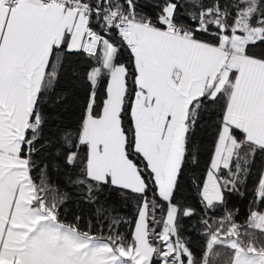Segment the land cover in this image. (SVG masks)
<instances>
[{
    "label": "snow or ice",
    "instance_id": "1",
    "mask_svg": "<svg viewBox=\"0 0 264 264\" xmlns=\"http://www.w3.org/2000/svg\"><path fill=\"white\" fill-rule=\"evenodd\" d=\"M0 264H264V0H0Z\"/></svg>",
    "mask_w": 264,
    "mask_h": 264
},
{
    "label": "trees",
    "instance_id": "2",
    "mask_svg": "<svg viewBox=\"0 0 264 264\" xmlns=\"http://www.w3.org/2000/svg\"><path fill=\"white\" fill-rule=\"evenodd\" d=\"M204 151H205L204 158H205V160H208L210 158V156H211V139L210 138H207V141H206V144H205V147H204ZM254 173H255V170H254ZM255 178L256 177H255V174H254L253 177H252V180H255ZM53 180L54 181L56 180L55 174L53 175ZM58 183H59V186L61 187L62 190H66L69 193L70 199L68 200V202L66 203V205L62 209V211L65 213L67 219L71 220L75 214L83 213V216H84L85 221H86L87 218L91 215V210H90L89 206L84 205L82 203H77L76 202L77 198H76V195H75V190L73 188H65L62 179L59 180ZM189 195H195V193H189ZM113 203H114V206L116 207L117 211L119 212V214L121 216H123V217H125L127 219H131L132 218L131 217V213L134 210L133 207L125 206L122 209V206H121L120 202L114 200ZM232 204L241 208V218H242L245 206L247 204V201H242V200L234 198L232 200ZM191 223H194V221L191 222ZM82 227H87V224L86 223H82ZM124 230L128 231V230H130V228L124 227ZM186 235H191L193 237V239L196 241L197 244L200 243V240L197 238L198 234H194L191 231H189L188 233H186Z\"/></svg>",
    "mask_w": 264,
    "mask_h": 264
}]
</instances>
